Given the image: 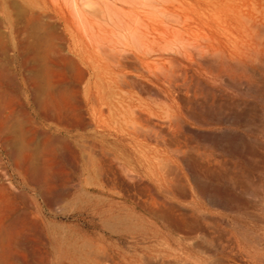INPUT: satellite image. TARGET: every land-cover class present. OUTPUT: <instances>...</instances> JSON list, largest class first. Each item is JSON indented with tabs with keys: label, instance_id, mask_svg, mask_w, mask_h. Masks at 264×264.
I'll use <instances>...</instances> for the list:
<instances>
[{
	"label": "rangeland",
	"instance_id": "1",
	"mask_svg": "<svg viewBox=\"0 0 264 264\" xmlns=\"http://www.w3.org/2000/svg\"><path fill=\"white\" fill-rule=\"evenodd\" d=\"M30 12L68 60L49 75L67 99L33 114L30 78L47 76L13 32L0 264H264V0H0V30Z\"/></svg>",
	"mask_w": 264,
	"mask_h": 264
},
{
	"label": "bare ground",
	"instance_id": "2",
	"mask_svg": "<svg viewBox=\"0 0 264 264\" xmlns=\"http://www.w3.org/2000/svg\"><path fill=\"white\" fill-rule=\"evenodd\" d=\"M10 15L5 14L4 18L7 21L8 24V33L7 36L3 31L0 30V56L4 54V52L7 49V45L9 42H11L13 32L16 34L25 33L26 39H20L19 40V50H20V56H21V67L25 68L28 66V64L31 62L34 64V68L40 66L43 68V72L47 76V82L44 86L40 83V81L37 79V75H34L30 78V83L34 87V91L30 95V104L29 108H31L33 114L36 117H39L43 120H51L54 119L57 112L60 110L63 111V104L66 103V93L63 88H57L55 89L51 80L49 79V75L53 71L51 68V64L54 63H61V62H68L67 58L61 56L54 46V37L53 35L48 32L45 27H43L39 23V17L37 15H34L32 12L27 13L24 16V25L21 28H14L13 18L9 17ZM40 29L42 31V34L39 36H33L31 34V30L33 28ZM0 29H1V22H0ZM19 53V52H18ZM2 57H0L1 59ZM32 67V66H31ZM32 67V68H33ZM0 78H2V75L0 73ZM1 85V84H0ZM69 102V101H67ZM68 105V103H67ZM66 105V106H67ZM71 105V104H70ZM58 114V113H57ZM60 114V113H59ZM11 111H7L5 108H3V105L0 102V137L3 132H6V135L8 137L9 142L13 140L12 134V127L8 125V120L10 119ZM59 119V118H58ZM57 119V120H58ZM67 122V121H66ZM62 124V123H61ZM64 124V123H63ZM233 129V128H232ZM15 136V135H14ZM235 136L231 135H225L223 139H226L225 141L229 142L230 145V154L234 155L235 153ZM222 139V138H221ZM220 139V140H221ZM218 142H221L218 140ZM217 142V143H218ZM25 146V145H22ZM15 148V147H14ZM169 148V147H168ZM27 150V149H26ZM25 150V147H21L19 149V153H14L15 156L23 158L24 161H27L29 163V166L27 168V172H34L36 169V166L34 165L33 161L31 160L30 156L28 155V152ZM29 151V150H28ZM30 153V152H29ZM33 155V154H32ZM14 157V156H12ZM33 158V156H31ZM35 157V156H34ZM146 162L147 156L143 157ZM188 160V159H187ZM189 171L188 177L186 176V180L188 183V186L192 193L196 195H203V190L205 187H208L209 185L203 178H200L195 168V163L192 161L189 164ZM94 174L98 175L99 171L97 169L94 170ZM34 175V174H33ZM211 189V188H210ZM213 191V189H212ZM215 191V189H214ZM216 205L219 207L224 206L222 201L219 200ZM236 218V217H235ZM234 218V219H235ZM183 221H177L175 224V227L177 229H180L182 226ZM200 264H206L203 260H197Z\"/></svg>",
	"mask_w": 264,
	"mask_h": 264
}]
</instances>
